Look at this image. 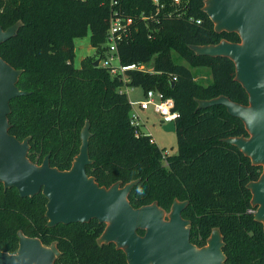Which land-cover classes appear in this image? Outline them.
Returning <instances> with one entry per match:
<instances>
[{"label":"trees","instance_id":"1","mask_svg":"<svg viewBox=\"0 0 264 264\" xmlns=\"http://www.w3.org/2000/svg\"><path fill=\"white\" fill-rule=\"evenodd\" d=\"M160 1L167 10L175 8L170 0ZM205 1L182 0L179 16L159 15L158 23L139 18L152 11L151 0L123 2L120 15L132 18L133 26L130 40L117 46L120 65L152 68V73L126 71L123 80L93 66L105 51L109 0H0V26L5 30L20 23L17 34L0 46V57L22 71L17 88L27 93L10 102L9 134L19 141L29 138L27 158L32 164L40 165L49 155L50 167L67 171L88 123V177L105 187L138 180L128 196L135 208L156 201L169 211L174 199L187 200L182 216L190 221L194 245L204 246L218 228L227 264H264V226L254 219L256 208L247 187L262 167L225 142L247 138L244 125L220 105L195 109L197 100L219 96L248 104L229 59L198 56L191 49L240 42L236 33L214 30L203 10ZM87 33L94 55L76 68L73 39ZM201 68L210 71L207 86L195 82L194 70ZM125 86L159 91L174 100L179 113L175 155L164 157L150 136L135 135ZM46 202L41 192L20 197L0 182V250L14 253L21 231L44 245L54 243L60 252L55 264H127L114 243L98 242L105 224L96 219L48 227Z\"/></svg>","mask_w":264,"mask_h":264},{"label":"water","instance_id":"2","mask_svg":"<svg viewBox=\"0 0 264 264\" xmlns=\"http://www.w3.org/2000/svg\"><path fill=\"white\" fill-rule=\"evenodd\" d=\"M204 12L216 32L236 33L239 43L221 41L217 45L191 46L198 56L229 59L235 67V80L248 95V104L240 105L225 96L199 100V109L223 106L229 116L238 119L248 137L226 139L252 165L261 166L256 181L247 184L254 219L264 226V0H206ZM20 27L0 26V46L13 38ZM99 66V59L93 62ZM21 70L0 57V182L4 189L15 188L20 197L42 193L47 199V226L86 223L96 219L105 224L99 243H114L123 250L127 264H227L223 237L213 228L206 244L197 247L190 241V221L182 216L188 201L174 199L169 213L156 201L133 207L128 199L138 180L100 186L88 177L89 124L81 131V145L67 171L50 167L49 155L40 165L32 164L27 154L29 138L19 141L9 134L10 102L26 95L17 88ZM166 132H175L174 122L163 123ZM142 230L143 234L138 231ZM60 252L56 245H44L37 237L18 231L14 253L0 250V264H55Z\"/></svg>","mask_w":264,"mask_h":264},{"label":"built area","instance_id":"3","mask_svg":"<svg viewBox=\"0 0 264 264\" xmlns=\"http://www.w3.org/2000/svg\"><path fill=\"white\" fill-rule=\"evenodd\" d=\"M126 0H109V7L111 9V19L109 27L105 36L104 53L99 59V66L109 70L112 76L121 75L124 78L126 71L136 70L141 72L152 73V68L147 65H131L123 67L119 62V55L117 51L118 44L128 42L131 38L133 19L120 15V10L123 2ZM182 0H170V7H175L172 11L167 10L166 4L160 0H151L152 11L148 14L145 12L140 13L139 18L142 22H159V15L171 18L173 15L178 14V9L181 6ZM199 23V22H198ZM150 38V36H149ZM117 62V66L113 63ZM175 78H172L174 81ZM130 113V125L136 129L135 135L138 137L143 135L139 131V126L143 125L139 114L133 110L138 107L141 111L151 109L154 114L158 115L161 122L169 123L174 122L179 118V113L175 111L174 100L170 97H165L161 92L149 90L144 93V97L139 102H132ZM165 157V155H163Z\"/></svg>","mask_w":264,"mask_h":264},{"label":"rangeland","instance_id":"4","mask_svg":"<svg viewBox=\"0 0 264 264\" xmlns=\"http://www.w3.org/2000/svg\"><path fill=\"white\" fill-rule=\"evenodd\" d=\"M90 35L87 33L84 37L73 39L74 44V58L73 65L76 68H79L81 62L87 58L94 55V50L90 45ZM173 58L176 62L182 63L181 59L173 54ZM117 66V62L113 63ZM195 82L207 86L211 83L210 71L207 68L195 69ZM126 79V78H125ZM128 88V90L133 89L132 92H128V96L131 100L140 97L144 90L141 86L136 87H127L125 86L123 90ZM127 90V91H128ZM198 101H196L197 110ZM141 113V112H139ZM147 115L146 119L143 121V125L139 126V131L143 135H148L152 138L156 146L161 150L162 154L165 156H173L177 153V136L175 132H166L162 128L161 119L158 115L154 114L151 109L145 112ZM169 211L165 210V216H167Z\"/></svg>","mask_w":264,"mask_h":264},{"label":"crops","instance_id":"5","mask_svg":"<svg viewBox=\"0 0 264 264\" xmlns=\"http://www.w3.org/2000/svg\"><path fill=\"white\" fill-rule=\"evenodd\" d=\"M127 90H128V88L125 89V93H126V95H127L128 100H129L130 103H132V102H139L144 97V93L142 92V94H141L140 97H137V98L131 100L130 97L128 96V92L129 93L132 92L133 89H130L128 91ZM133 110H135L139 114V116H140V118H141L142 121H144L146 119V117H147V115L145 114L146 111H141L140 109H138V107H135ZM139 112H141V113H139Z\"/></svg>","mask_w":264,"mask_h":264}]
</instances>
